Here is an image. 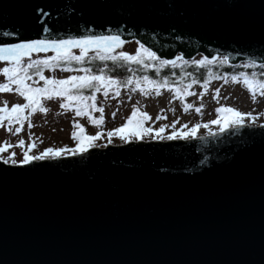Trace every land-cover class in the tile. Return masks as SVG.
Here are the masks:
<instances>
[{
  "label": "water",
  "instance_id": "95a60500",
  "mask_svg": "<svg viewBox=\"0 0 264 264\" xmlns=\"http://www.w3.org/2000/svg\"><path fill=\"white\" fill-rule=\"evenodd\" d=\"M85 36L264 64V0H0V48ZM0 264H264V125L0 159Z\"/></svg>",
  "mask_w": 264,
  "mask_h": 264
},
{
  "label": "rangeland",
  "instance_id": "374dc122",
  "mask_svg": "<svg viewBox=\"0 0 264 264\" xmlns=\"http://www.w3.org/2000/svg\"><path fill=\"white\" fill-rule=\"evenodd\" d=\"M141 48L137 41H132L124 45L123 52L135 53ZM2 62H0V84L7 83V77L3 73ZM99 75V74H98ZM45 77L56 79H66L70 76H79L78 72L67 70L50 69L44 74ZM132 83L127 86H113L110 88L101 87L100 91H95L91 96L95 100H87L86 104L94 103L96 108H102L103 112L94 109H85V115L76 116L78 105L75 101L69 102L65 97H53L46 99L41 97L47 112H35L30 114L29 109H25L24 115L28 116L21 123L13 122L8 124L7 120L0 126V147H6L5 141H8L13 147L7 151L0 153L4 160L11 162L8 159L12 152L15 156L12 157L16 162L21 163L24 158V153L28 152L29 156H39L45 149L51 147L53 149L67 148L74 150L77 147V141L71 136L75 130L79 134V128H74V124L83 126L88 135H96L100 132V138L94 141L95 147H104L108 144H123L126 143L119 136L108 137V132L116 128L122 127L127 123V118L131 115L133 109H138V117L140 113L146 112L151 117L150 120L144 121L145 128H151L153 131L144 134L142 139L130 138L129 141H152V140H169L167 137L174 131L178 133H191L195 129V135L175 139H188L192 137H204L220 132V124H211L210 122L217 119L219 115L215 109L221 106H230L242 113H251V116H245L243 124L264 125V95L260 92L256 93L255 102L252 99L253 93L241 82L233 81L231 78H217L207 85H191L181 92L159 88V95L156 94V88L146 82L137 86L136 78L131 79ZM45 83L44 81H42ZM15 89L16 85L11 86ZM143 88L145 91H141ZM218 90V94H217ZM105 91L108 95L105 96ZM119 91V95L116 92ZM191 93V94H189ZM89 96V97H91ZM4 101H7V107L10 110L15 104H25L26 99L20 96L15 91L0 92V107ZM62 104H68V107H62ZM188 104L192 108L185 111ZM199 107L200 112L195 109ZM115 113V115H113ZM103 116L104 122L102 125L96 126L92 123V119H98ZM162 117L157 119V117ZM166 117V118H164ZM29 123L31 126H29ZM207 124L208 127H204ZM200 125V127H196ZM17 127H21L19 133L15 132ZM164 127L161 133L164 139L156 137V131ZM11 128L12 131H8ZM228 128V127H226ZM225 128V129H226ZM20 140L25 141L23 148L15 147ZM172 140V139H171ZM35 144L29 151V146ZM72 155L71 152L62 154L58 157ZM51 158V157H46Z\"/></svg>",
  "mask_w": 264,
  "mask_h": 264
},
{
  "label": "snow or ice",
  "instance_id": "6c2138e0",
  "mask_svg": "<svg viewBox=\"0 0 264 264\" xmlns=\"http://www.w3.org/2000/svg\"><path fill=\"white\" fill-rule=\"evenodd\" d=\"M122 44V41L117 36H85L79 39H67V40H32L28 43L16 44L7 48H0V60H7L9 57H12L14 60V66L10 68H4L2 71L7 77L8 82L0 84V92H10L15 91L20 96L24 97L27 103L15 104L9 110L7 107V101L2 102L3 106L0 107V126H3V122L7 120L8 124H12L13 122L21 123L29 119L28 116L24 115L25 109L30 110L31 113L39 112H47L48 109L41 104V97L46 99H52L53 97H65L67 101L72 102L75 101L78 105L76 109V116L85 115V109H94L97 111L103 112L102 108L97 109L94 103L86 104L87 100H95L94 96L85 97L80 95L79 92L81 89H91L95 88L96 91H100L101 87L110 88L113 86H118L119 83H132L131 79L127 81H117L111 76H106L101 73L99 75H82V76H70L66 79H56L52 77H45L41 71V66L45 68H55L59 66L60 62H71L84 61L85 57L88 56L90 49H95L96 56L99 60H112V61H123L133 62L136 64H144L145 58L149 60L157 59L156 54L154 52L149 51L147 48H144L141 45L142 51L137 52L136 55H130L126 52L119 53V56L111 55L114 48H119ZM52 49L55 51L56 55L53 57H49L44 60H36L27 64L26 67H22V58L24 56H30L33 52H43L48 49ZM73 48H78L80 50L79 55H74L71 51ZM177 59H180L179 57ZM169 63H174L170 61H161V64L167 65ZM147 66V65H145ZM35 68L36 73L39 75L40 80H43V87H33L32 85L27 83L31 77L28 75V70ZM254 75V74H253ZM236 77H233V80H236ZM95 82V83H94ZM144 82L150 85L156 84L155 81L149 79L148 77H144ZM243 83L248 88L250 92L253 93L252 99L255 102L256 100V90H260V95H264V81H255L250 80L247 74H243ZM140 81H137V86H139ZM16 85L15 89L11 86ZM99 85V86H98ZM166 84H159L156 86V94L159 95V88L165 87ZM141 91H145V89L141 88ZM105 96L108 95V92L105 91ZM191 94V93H189ZM218 94V90H217ZM116 95H119V91L116 92ZM62 107H68V104H62ZM192 108L191 104H188L185 108V111ZM200 108L197 107L195 109L196 112H200ZM138 109H133L131 115L127 118V123H125L122 127L116 128L113 131L108 132V137L111 138L113 136H119L125 142H128L130 138L142 139L144 134L150 133L153 130L151 128H145L144 121L150 120L151 117L148 113L143 112L140 113L141 118L138 117ZM215 111L219 114L217 119L212 120L211 124H220V131H224L226 127H234V126H242L244 122L245 116H251V113H242L239 110L230 107V106H221L215 109ZM115 115V113H113ZM162 117L158 116L157 119H161ZM166 118V117H164ZM104 122V118L101 115L98 119L93 118L92 123L96 126L102 125ZM29 126L31 124L29 123ZM196 127H200V125H196ZM204 127H208L207 124ZM74 128H79V134L77 131H73L71 136L74 140L77 141V147L74 150H70L65 148L53 149L51 147L45 149L43 153L39 156H29L28 152L24 153V158L21 161L23 164H28L33 159H45L46 157L55 158L62 154H66L71 152L73 155L81 154L87 152L90 147H95L94 141L100 138L101 133L97 132L96 135H88L86 134V130L83 126L74 124ZM8 131H12L11 128H8ZM21 131V127H17L15 129L16 133ZM164 131V127H161L156 131V137L160 139H164L161 133ZM195 135V129L192 130L191 133H178L173 132L171 135L167 137V139H175L181 137H187L188 135ZM4 144L6 147H0V153H3L8 150V148L13 147L10 142L5 141ZM25 145L24 140H20L15 147L23 148ZM32 147H35V144L29 146V151ZM15 156V152H12L11 156L8 158L11 162L15 163L16 161L12 159ZM0 159H3L0 156ZM5 162H8L5 160Z\"/></svg>",
  "mask_w": 264,
  "mask_h": 264
},
{
  "label": "trees",
  "instance_id": "16d2710c",
  "mask_svg": "<svg viewBox=\"0 0 264 264\" xmlns=\"http://www.w3.org/2000/svg\"><path fill=\"white\" fill-rule=\"evenodd\" d=\"M75 53L74 55H77ZM111 55L119 56V53H114ZM46 59V58H44ZM43 58H35L22 61V67H26L28 63L36 60H44ZM161 59L149 60L145 58L144 64H136L133 62H123V61H112L104 60L101 61L96 56V54H88L84 61L77 62H60L59 66L55 67H67L71 69L82 70L85 75H98L105 74L106 76H111L117 81H127L128 79L137 78L139 81L143 80L144 77L156 82L152 85L156 88L159 84H166L165 87L174 90H181L189 85L199 84L205 85L218 77H236L243 81V74H247L250 80L264 81V65H256L252 63L241 64V65H231L226 59H217L216 61H208L204 58H198L192 61H178L174 64H161ZM147 65V66H145ZM9 68L14 66V64L7 65ZM46 69L41 66V71ZM36 73V69L32 68L28 70V75L31 80ZM254 74V75H253ZM28 81V80H27ZM95 83V82H94ZM123 84V83H119ZM125 84V83H124ZM99 86V85H98ZM93 89H81L79 94H89ZM256 91H260L257 89Z\"/></svg>",
  "mask_w": 264,
  "mask_h": 264
}]
</instances>
